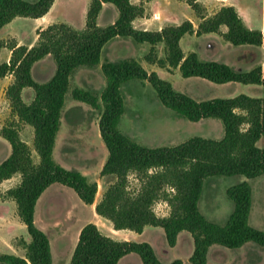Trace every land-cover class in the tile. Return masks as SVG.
<instances>
[{"label":"trees","instance_id":"trees-1","mask_svg":"<svg viewBox=\"0 0 264 264\" xmlns=\"http://www.w3.org/2000/svg\"><path fill=\"white\" fill-rule=\"evenodd\" d=\"M200 19L196 35L218 33L233 45L259 46L263 33L248 28L232 5H223L206 17L198 0H184ZM54 0H0V28L16 17L39 18L51 8ZM116 7L114 23L101 27L97 23L103 4ZM144 14V3L131 0H90L85 26L78 30L64 22H54L36 31L31 46L15 41L0 40V50L10 51L8 61L0 62V78L13 76L5 89L13 119L0 128V137L11 147L10 154L0 162V182L20 175V181L8 188L4 197L16 204V213L30 236L22 240L24 256L0 254V264H52L50 241L36 226L35 207L42 193L53 183L72 188L81 201L93 204L97 183L76 169H67L53 157L56 137L61 126V113L66 95L100 111L98 128L108 156L100 175L113 176L94 206L97 215L109 220L114 230L129 229L141 233L145 226L161 227L170 247L178 234L188 232L193 239L189 257L192 264H206L210 246L220 245L235 249L247 242L264 248V231L250 224L252 188L247 180L264 176V148L256 143L264 135V98L239 94L231 98L198 101L175 91L170 82L157 72H147L134 58H123L101 63L106 85L98 94L81 87L70 88L74 72L82 66L100 64L104 45L116 36L131 37L139 43L151 45L144 56L149 63L160 67L178 68L183 77H200L213 83L238 82L264 86L261 67L249 71L235 70L230 65L203 61L197 53L184 54L180 39L193 34L191 21L161 30L136 29L132 22ZM226 26L225 32L220 31ZM163 43L165 58L158 59L155 46ZM50 55L56 63L54 74L45 82L32 77L33 65ZM137 79L147 80L162 104L190 121L218 118L224 127L223 137L207 139L192 137L174 146L148 147L126 136L119 128L125 111L121 86ZM31 88L29 103L22 99V90ZM33 129V149L21 139L23 125ZM243 176L226 191L233 209L224 223L208 219L199 208L204 181L210 177ZM130 177L136 181L131 186ZM165 202L167 216H158L154 205ZM139 255L143 264H183L180 259L168 263L160 261L153 247L146 242L117 240L104 234L95 223L85 224L67 264H118L126 255Z\"/></svg>","mask_w":264,"mask_h":264},{"label":"rangeland","instance_id":"rangeland-1","mask_svg":"<svg viewBox=\"0 0 264 264\" xmlns=\"http://www.w3.org/2000/svg\"><path fill=\"white\" fill-rule=\"evenodd\" d=\"M31 1V0H30ZM90 0H58L53 16L60 21L81 30L85 26V16ZM234 6L245 25L250 29H258L263 33V42L259 46L233 45L224 39H218L215 54L218 60L234 59L242 61L243 71L261 67L264 76V0H200L204 6L205 15L218 10L222 3ZM154 4V5H153ZM113 12L117 9L110 4ZM149 11H160L162 16L176 17L191 15L193 10L187 5L172 10L166 7L163 0H156L149 5ZM109 14L103 13L98 21L101 27L109 25ZM29 17H16L8 25L0 28V40L15 41L23 45L33 44L37 38L36 31L42 25L35 23ZM127 45L117 46V41L111 42L101 52V60L108 55L113 60L134 58L147 51L148 43H139L131 37H125ZM125 39V40H126ZM197 40L186 35L182 42L183 48L196 47ZM0 60L5 61L9 56L8 48L0 50ZM157 56L164 55V46L156 47ZM112 53V54H111ZM137 60V59H136ZM138 61V60H137ZM223 61V60H222ZM147 68H150L144 61ZM56 63L52 56L47 55L37 61L32 67V77L37 82L47 81L55 72ZM158 75L171 83L175 91L185 93L192 98L203 101L214 98H231L239 94L250 97L264 98V86L229 82L213 83L200 77H183L177 68L174 71L161 70ZM106 81L102 71L92 67H79L71 78V86L81 87L100 94L105 88ZM125 111L119 124L120 130L134 141L148 146H174L192 137L220 139L224 134L223 123L218 118H205L190 121L165 107L156 91L147 80L132 79L121 86ZM33 90L24 88L22 99L29 103L33 98ZM100 111L91 106L76 101L71 97V90L66 95L65 105L61 113V126L56 137L53 151L54 160L67 169H76L84 174L89 181L97 183L95 199L99 200L105 188L115 180L113 176H101V168L107 159L105 147L98 128ZM13 119L8 100L3 87L0 86V128ZM20 137L32 149V157L38 162V156L33 149V129L24 125ZM259 148H264V135L257 141ZM11 152L10 144L0 137V162ZM18 176V175H17ZM246 180L243 176L210 177L204 181L203 191L199 201L201 212L210 220L224 223L233 209V203L226 191L238 182ZM131 186L136 181L130 177ZM252 188V204L249 222L254 227L264 231V176L247 180ZM17 178L0 184V199L5 191L15 186ZM2 190H4L2 192ZM9 199V198H8ZM158 216H167L169 207L165 202L154 205ZM36 226L48 236L51 246L52 264H67L77 243L81 228L87 223H93L104 233L117 240H131L150 244L157 258L163 263L180 259L183 264H192L189 257L193 250V239L190 233L178 234L176 244L170 247L165 232L161 227L145 226L141 233L125 229L116 231L110 221L97 217L93 207L85 204L77 193L70 187L59 183L50 185L39 198L35 212ZM22 240L30 241L25 226L19 220L14 201H0V254L23 256L25 250ZM27 240V241H26ZM118 264H143L139 255L131 253ZM206 264H264V248L253 242H247L235 249L220 245H212L207 252Z\"/></svg>","mask_w":264,"mask_h":264},{"label":"crops","instance_id":"crops-1","mask_svg":"<svg viewBox=\"0 0 264 264\" xmlns=\"http://www.w3.org/2000/svg\"><path fill=\"white\" fill-rule=\"evenodd\" d=\"M31 1H34V0H31ZM141 0H131L132 3H135V4H138ZM143 3H144V14L142 17H137L133 20L132 24L133 26L136 28V29H140V30H151V31H158V30H161L163 27L165 26H176V25H179L181 24L183 21L185 20H189L192 22L193 24V27H194V33L193 34H186V35H190L191 37H194L197 41L195 42L196 44V47L191 48V47H188V49H184L183 48V45H182V42L183 40L185 39V36L184 35L181 39H180V46H181V49L183 51V53L186 55L190 52H195L197 53L198 57L203 60V61H209V60H217L216 58L217 55L215 54V48H216V45H217V41L218 39H223L221 37L220 34L218 33H205V34H202V35H196L195 31L198 27V24L200 22V19L198 17L195 16V20H194V17H192L191 15H179V16H176V17H168L167 15H165L164 17L162 16V13H160V11H152L150 12L149 11V5H151V3H155L156 0H142ZM166 7H169L171 8L172 10H177V9H180L182 6L184 5H187L189 8H191L184 0H163ZM200 2V0H198ZM222 1H225V0H222ZM58 0H54L51 8L49 9V11L42 17H39V18H33L35 19V23H41L42 25L40 26V28H44L46 27L48 24H51V23H54V22H62L60 21L59 19H56L54 18L53 16V11L56 7V4H57ZM90 3V1H89ZM110 4L109 3H105L103 4L102 6V9L98 15V18H97V23L101 17V15L103 13H107V15L109 14V18H110V21L108 24H112L114 23V21L116 20L117 16H118V12L117 14L113 12L112 8H110L109 6ZM154 5V4H153ZM223 5H230V4H227L226 2L222 3L221 6ZM220 6V7H221ZM216 11L214 12H208L206 14V17L208 16H211L213 15ZM194 13V12H193ZM239 14V13H238ZM9 24V23H8ZM6 24V25H8ZM4 25V26H6ZM227 30L226 26H221L220 27V31L221 32H225ZM126 38L125 37H121V36H116L112 39H110L105 45L104 47L102 48V51L107 47V45H109L111 42L113 41H117V46H122V45H127V39L125 40ZM20 44V43H18ZM32 44L28 45V46H31ZM159 45H163V43H158L156 46H155V49L157 46ZM164 46V45H163ZM151 45L148 44L147 46V51H145V53H143L142 55H138L137 56V60L139 61V63L145 68V70L147 72H151V71H155L157 72L159 75H161L162 71L161 70H166V71H174L176 70L177 68L175 69H172L170 67H168V65H165L164 67H160L158 66L156 63H147L149 65L150 68H147L144 61L145 58L144 56L147 54V52L149 51ZM2 52H0V55H1ZM10 53V51H9ZM112 54V53H111ZM156 55H157V52H156ZM10 56V54H9ZM9 56L7 58H5V61H8L9 59ZM112 55H108L105 59V60H110V61H114L112 59ZM158 59H164L165 58V50H164V55H158L157 56ZM223 60V61H222ZM220 61V60H218ZM0 62H4L2 60H0ZM103 61L100 59V64H98L97 66H95L96 69H100V66H101V63ZM147 62V61H146ZM220 62H223V63H226L228 65H230L232 68H234L235 70H240V71H243V68H242V61L241 60H235L234 59H229V58H226V59H221ZM92 67H88V69H90ZM13 80V76L11 74H7L5 77H2L0 78V86L3 87V90L5 92V89L6 87L12 82ZM229 83V82H228ZM27 124H25L26 126ZM24 126V125H23ZM22 126V127H23ZM21 132V131H20ZM56 143V142H55ZM18 175V176H17ZM17 178V183L16 185L19 183L20 181V175L19 174H15L13 177H11L10 179H6V180H3L0 182V184L6 182V181H10L12 180L13 178ZM14 187V186H13ZM11 188V187H10ZM4 190H2L3 192ZM43 194V193H42ZM41 197V196H40ZM39 200V199H38ZM0 201H13L12 199H4V200H1ZM99 200L95 199L93 204H91V206L93 207L94 209V206L95 204L98 202ZM38 202V201H37ZM37 205V204H36ZM35 212H36V207H35ZM96 215L97 217L99 218H102V219H105L99 215H97L96 213L94 214ZM35 216L36 214L34 213V220H35ZM107 220V219H106ZM109 221V220H108ZM95 223V222H93ZM125 229H122V230H116V231H124ZM108 235V234H107ZM27 241V240H26ZM29 242V241H28ZM24 256V255H23ZM125 256L122 258L124 259ZM121 259V260H122ZM120 260V261H121Z\"/></svg>","mask_w":264,"mask_h":264}]
</instances>
